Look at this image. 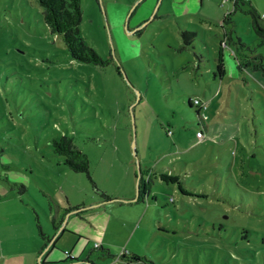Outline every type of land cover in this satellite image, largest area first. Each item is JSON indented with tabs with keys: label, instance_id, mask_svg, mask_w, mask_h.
<instances>
[{
	"label": "rangeland",
	"instance_id": "rangeland-1",
	"mask_svg": "<svg viewBox=\"0 0 264 264\" xmlns=\"http://www.w3.org/2000/svg\"><path fill=\"white\" fill-rule=\"evenodd\" d=\"M233 3L81 0L99 65L71 58L37 0H0V264L65 248L71 264H264V43L249 12L264 27V0ZM62 135L92 179L55 150ZM85 207L110 218L116 256L59 235ZM124 250L148 260L115 261Z\"/></svg>",
	"mask_w": 264,
	"mask_h": 264
},
{
	"label": "trees",
	"instance_id": "trees-1",
	"mask_svg": "<svg viewBox=\"0 0 264 264\" xmlns=\"http://www.w3.org/2000/svg\"><path fill=\"white\" fill-rule=\"evenodd\" d=\"M38 3L42 6L44 12V19L47 23L50 30L54 33H59L62 36V39L66 45V48L73 59H77L83 62H93L95 64L103 65L108 62L107 59L103 58L93 47H91L85 40L81 29L80 24L82 22V6L81 0H37ZM240 1L242 0H234V11L240 7ZM249 12L252 15V24L253 27L260 39V43H264V27L261 26L258 22L259 14L254 10L250 9ZM228 15V14H227ZM193 32L189 30H183L181 32V36L183 39V43L186 45H190L194 38L192 37ZM257 58V56H255ZM249 63V62H248ZM218 70L220 72H224V65L222 62L218 63ZM253 69L261 70L264 73V62L260 60L259 62H255L253 65ZM192 104V102H190ZM200 111V109L198 110ZM53 146L55 150L63 156V160L75 171L85 172L90 179V160L88 155L80 150L75 144L74 140L67 135H62L59 138L53 139ZM142 170L139 176V195L138 199L142 197L141 186L143 187L142 182ZM178 180V179H177ZM151 182L150 176L147 179V183ZM182 189V188H181ZM183 191V189H182ZM186 192V191H185ZM143 193L145 194V187L143 188ZM150 193L148 187V194ZM103 195V200H110L111 196L107 194L105 191L101 192ZM43 234V232H42ZM95 248H100L102 250V254L105 256H116L113 254L108 246L101 245L96 243ZM65 253L69 255L66 251ZM70 259H75L72 256H68ZM117 258H124L127 261H141L148 260L144 256L128 252L122 251ZM91 264H95L91 261Z\"/></svg>",
	"mask_w": 264,
	"mask_h": 264
},
{
	"label": "crops",
	"instance_id": "crops-1",
	"mask_svg": "<svg viewBox=\"0 0 264 264\" xmlns=\"http://www.w3.org/2000/svg\"><path fill=\"white\" fill-rule=\"evenodd\" d=\"M138 192H139V189H138ZM147 195H150V193ZM123 198H125V202L138 199L137 197L136 198L123 197ZM101 202H105V200L102 199ZM91 206L93 207V205H90V207ZM94 209L95 210L93 209L88 210L85 207L83 211H80L77 213V217L75 218V221H72V222L70 221V218L72 217V215H67L66 218H61L58 223V226L60 228L59 235L67 231V233L70 235L75 234V235H78V237L86 236V238H89V239L94 238L96 240V243L110 247L111 245H109V243L111 241L106 237V231L110 227V218L104 217L103 215L104 212L102 209H96V208ZM55 244H56V239L52 241V245H55ZM65 251H67V248L63 250L64 254H66ZM70 254H73L74 256H78V254L76 253L70 252ZM68 256L65 259L61 260L60 262H51V263L52 264H62L61 262H65V264H71V263L78 262L81 260L78 257L72 256L75 258L73 260V259H70ZM117 259L118 258H116L115 261Z\"/></svg>",
	"mask_w": 264,
	"mask_h": 264
},
{
	"label": "built area",
	"instance_id": "built-area-1",
	"mask_svg": "<svg viewBox=\"0 0 264 264\" xmlns=\"http://www.w3.org/2000/svg\"><path fill=\"white\" fill-rule=\"evenodd\" d=\"M195 104H201V102H200L198 99H196V100H195ZM201 107H206V104H202ZM197 136H198V137H202L203 134H202L200 131H198V132H197ZM66 252L70 255V252H68V251H66Z\"/></svg>",
	"mask_w": 264,
	"mask_h": 264
}]
</instances>
